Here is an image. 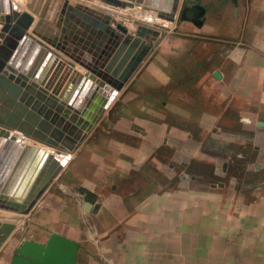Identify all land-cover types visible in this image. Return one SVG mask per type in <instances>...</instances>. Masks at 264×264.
Here are the masks:
<instances>
[{
	"label": "crops",
	"instance_id": "1",
	"mask_svg": "<svg viewBox=\"0 0 264 264\" xmlns=\"http://www.w3.org/2000/svg\"><path fill=\"white\" fill-rule=\"evenodd\" d=\"M47 1L25 0V3L31 7L38 6V14L46 8V20L52 3L49 6L50 0ZM20 2L22 4V0ZM200 7L204 14L201 25L197 27L202 33L221 36L222 39L225 33H233L237 38L247 33L253 35L249 46L264 50V0H248L244 8L237 0L235 15L228 0H200ZM23 12L26 11L23 9L15 15ZM140 13H151L153 21L161 23L155 19V13ZM32 17L34 23L27 34L38 21L37 16ZM184 21L196 26L189 20ZM48 22L52 23L51 19ZM219 41L223 40H218L215 45L220 49L216 56L188 60L190 65L202 66L198 73H176L160 52L161 56L154 57L147 65V72L140 75L143 90H153L151 96H144L139 107L140 116L130 115L127 121L110 124L113 130L127 134L136 121L142 130V150L136 151L139 163L145 162L156 150L154 147L162 144L173 149L180 161L195 158L199 145L216 144L218 148L224 145L223 132L218 131L206 142L203 138L198 140L196 131H209L220 123L230 121L224 117L227 100L230 111L234 110L239 115L237 120H232L234 127L240 122L248 125L253 122L254 129H264L256 125L257 122H264V116L259 115L256 119L240 109L242 101L264 108V58L225 56V45L218 44ZM186 63L183 60L180 64L182 70ZM225 65H229L232 72H226ZM215 72L220 74V80L214 77ZM107 127L110 128L109 125ZM242 140L253 147V159L246 162L252 164L248 171L264 172V137L258 136L255 130L252 136ZM99 152L102 153V150ZM110 154H105L108 172L106 167L102 172L97 166L95 172L59 173L37 204L40 215L47 214L56 219L53 223L56 227L43 240L29 241L45 243L51 233L58 234L78 245L75 264H193L194 257L209 255L248 257L242 264H264V200L259 201V206L255 202L251 206L240 203L226 206L224 201L207 192L200 195L201 199H194V193L187 185L165 191L160 196L153 195L158 189L155 182L147 179L148 186L144 188L145 175L138 176V172L133 170L125 179L128 193L143 192L147 188L152 194L140 200H133L128 195L125 200L120 195L126 190L118 184V180L123 181L118 171H113ZM74 159L75 169L81 155ZM201 159L210 161L211 157L204 155ZM123 171L124 168H121L120 172ZM150 173L144 172L146 177ZM86 197L91 199L90 205ZM226 235L238 236L233 240L238 243L232 244L231 249L225 247ZM209 241L214 242L216 248L209 250ZM21 242H8L0 256V264H10L13 252Z\"/></svg>",
	"mask_w": 264,
	"mask_h": 264
},
{
	"label": "water",
	"instance_id": "2",
	"mask_svg": "<svg viewBox=\"0 0 264 264\" xmlns=\"http://www.w3.org/2000/svg\"><path fill=\"white\" fill-rule=\"evenodd\" d=\"M103 1L122 9L132 8L135 2L145 11L155 12L158 19L170 23L175 21L183 3L193 5L189 10H194L196 20L190 21L196 26L201 25L204 14L200 7V0ZM232 2L236 7L237 0H232ZM64 4L63 0L60 2L50 0L49 2L50 8L46 21L53 18L52 22L57 27H61L62 19H58V16L60 12L64 15L63 28L55 34L37 33L40 26H43L42 21L46 8L41 11L40 15L38 6L31 9L39 17L31 35L27 32L34 19L28 13L24 12L14 20L9 16L5 20H0V40H3L7 47L0 48L1 211L17 215L30 213L62 169V165L51 158L45 147L65 153L73 152L79 141L90 132L98 118L121 91L124 83L134 74L160 35L158 31L146 27H139L131 35L122 24H116L114 29L111 25L87 16L72 4L66 6ZM2 13L4 11L2 0H0V14ZM80 16L83 21L90 24L87 26L80 24L78 20ZM180 20L184 21L182 18ZM75 25L79 26V30L82 31H79ZM113 34L124 36V41L118 46L108 65H102L101 68L109 73L114 67L112 76L117 77L118 84H110L95 74L92 69L96 68L94 65L91 67L87 65V72L83 74L72 71V63L66 62L63 58L57 62V54L41 47L44 42L51 48L77 59L85 52L92 56L91 61H94L93 58L96 61L102 48L108 41L110 42L108 36ZM146 35H152L147 43ZM35 37L42 42L36 41ZM129 39L132 40L131 44L128 42ZM137 47L142 48L139 55L135 52ZM76 52L80 55H75ZM125 64L126 67L122 73ZM17 69L21 76L27 74V77H33L38 84L44 86V90L40 89L45 93L50 89L49 97L45 98L39 93L36 94L38 84L33 83L29 86L19 82L18 77L15 76ZM119 73L122 74L119 76ZM214 77L218 80L221 78L216 72ZM94 93L92 103L94 112L86 115L84 109ZM41 102H44V105H41ZM256 125L264 128V122H257ZM3 128L17 131L38 141L44 147L37 144H24L16 140V137H10ZM86 199L90 205L91 199L89 197ZM14 229L15 224L0 222V249ZM77 251L76 243L56 233H51L45 243L22 241L20 246L14 250L10 264H75Z\"/></svg>",
	"mask_w": 264,
	"mask_h": 264
},
{
	"label": "rangeland",
	"instance_id": "3",
	"mask_svg": "<svg viewBox=\"0 0 264 264\" xmlns=\"http://www.w3.org/2000/svg\"><path fill=\"white\" fill-rule=\"evenodd\" d=\"M67 1L70 2L73 7L82 11L84 14H87V16L111 25L114 29L116 24H122L126 27L128 33L132 35L139 27H146L158 31L160 35L156 38L151 50L144 57L142 63L128 81L124 83L121 91L118 92V95L98 118L90 132L85 134L81 141H79L76 149L73 152L66 153L69 154V157L64 158V160V156L61 157L62 155H56V159L62 165L60 172H95L97 166V169L102 172L106 167L108 172V158L105 159V154L107 153V156H109L111 153L113 171H118V176H120L123 181L121 182V179L118 180V184L121 185V189L126 190L124 191L125 193L122 192L120 195H123L125 200L128 199V195H130L133 200H140L143 199V197L152 194L147 188L143 192L136 191L128 193V186L126 185L127 182L125 179L131 170H133V172H138V176L145 175L142 183L144 188L148 186L147 179L155 182L158 189H156L153 195L160 196L163 195L165 191L174 190L187 185L188 187L190 186L189 188H191L194 193V199H201L200 195L207 192L217 200L224 201L226 206H229V204L234 205V203H240L242 205L247 204V206L257 203V206L260 200H264V172L248 171L252 164H246V162L250 158L251 160L253 159V147L250 144L242 142L244 141L242 138L252 136L255 130L257 131L258 136L264 137V129H254L253 122L251 125L240 122L234 127L232 120H237L239 115L236 114L234 110L230 111L231 107L227 103L228 100L224 103V117L225 119H230V121L224 122V124L220 123L218 127L216 126L209 131H196V137L198 140L199 138H203L206 142L208 138H211L212 135H216L218 131L223 132L225 134V144L220 145L219 148L216 144L199 145L196 157L187 160H177L178 158H176L177 156H175L174 150L169 148L168 145L162 144L159 147H154L156 149L154 151L155 153L152 152L145 159V162L141 161L139 163L137 161L138 156L136 155V151L140 152L142 150V144L140 143L142 130L139 128L136 121L131 124L129 133L127 134L113 130L111 128L112 125H110L116 121H127L129 120L130 115L133 117L137 116V118L140 116L141 112H139V107L142 106L144 96H151L153 90L148 88V91H144L143 81L140 80L139 77H141V74L147 72V65L151 64L154 57L161 56L160 52H162L164 58L168 59L167 62L172 64L171 67L173 66L176 73H198L201 71L202 66H200V64L190 65L191 61L188 60H201L204 59V57L216 56V53L220 51L219 48H215L218 40H223L219 41L218 44L224 43L225 48L223 52H225V56L238 58L252 56L264 58V50L254 49L249 46L252 44L250 40H252L251 38L253 35L251 36L247 33H243L242 37L237 38L236 35L234 37L233 33H225L224 39H222L221 36L202 33L199 27L186 24L185 21L178 19L179 15H176L173 23L163 22V24L168 25L166 27L153 21L154 19H152L151 13H146L145 16L140 15V12L143 11L142 9L137 10L139 15L136 17V9L132 11L133 13L130 14L131 16H128L125 15V10L128 9L123 11L121 8L109 5L101 0ZM10 2H12V7L14 8V14H18L24 9L26 12L36 16L34 12L31 11V9H34L35 7L29 5L31 8H28L29 6L26 5L27 3H25V0H22V4L20 0H11ZM247 2L248 0H240L241 8H244ZM228 4L231 6L232 14L235 15L237 10L234 8L232 0H228ZM118 11L123 15L118 14ZM147 15L148 17L146 18ZM155 19H158L156 15ZM80 22L86 26L88 25V23H84L82 19H80ZM113 36L114 34L112 37ZM239 43L240 45H238ZM111 47L113 48L114 45L111 44V41H108V43L102 48L103 51L101 50L102 54L99 58L98 65L96 64L97 67L92 69L95 74L99 75L104 80L108 79L112 82L117 81V77L114 78L111 76L114 67L109 73L101 68L102 65H106L105 62L106 59L109 58L108 55H110L109 51ZM57 53L73 62L81 72H87V63L83 60L71 57L68 54L62 53V51ZM183 60L187 63L185 64V69L182 70L180 64ZM224 68L226 72H232L229 69V65H225ZM240 109L243 111L246 110L247 113L254 116L256 119L259 115H262V117L264 116V112H258L259 109L264 111V108L258 105L255 107L248 101H242ZM108 125L110 128L107 127ZM235 138L238 140H235ZM203 139L201 141H203ZM83 145L85 146L84 149L82 148ZM80 148H82L81 151H79ZM101 150L102 153L99 152ZM80 155L81 160L79 159V165L74 169V158L76 156L78 158ZM204 155H210L211 160L205 161L201 159ZM248 156L251 157L248 158ZM121 168H124L123 172H120ZM144 172L151 173L149 174V177H146ZM37 204L38 202L28 215H17L0 210V222L15 224V229L0 249V256L2 255V252H4V249L7 248L9 241L16 240V242H20L25 240H43L50 233L51 229L56 227L53 225L56 221L54 217L47 214L40 215L37 212ZM229 210L231 213L233 212L232 208ZM215 234L216 233H212V235ZM235 236L237 235H226V248L229 247L231 249L233 248L232 244L238 243L233 241ZM212 248H216V246L214 245V242L209 241V250ZM213 252L216 251L213 250ZM193 259L195 261L193 264H221L222 261H224V264H240V262L242 264V261L249 258H237L232 256L220 258L209 255L198 256Z\"/></svg>",
	"mask_w": 264,
	"mask_h": 264
},
{
	"label": "bare ground",
	"instance_id": "4",
	"mask_svg": "<svg viewBox=\"0 0 264 264\" xmlns=\"http://www.w3.org/2000/svg\"><path fill=\"white\" fill-rule=\"evenodd\" d=\"M101 1H103V0H101ZM121 1H123V0H121ZM59 2H60V0H59ZM63 2L65 3L64 4V6H66V5H70L71 3L70 2H68L67 0H63ZM104 2V1H103ZM52 4V3H51ZM2 8H3V11H4V13H2V14H0V20H5L8 16L9 17H11L13 20L17 17V16H15V17H13L12 15L14 14V12H13V10H14V8L12 7V4L10 3V0H2ZM28 8H31L30 6L28 7ZM122 9V8H121ZM125 9H128V10H125ZM135 9H142L144 12H152V13H155V12H153V11H151V10H149V11H145L141 6H139L137 3H135V2H133V7L132 8H130V7H125L124 9H122L123 11L125 10L126 11V13H125V15H130V14H132L133 12L132 11H134ZM7 10H9V12H7ZM32 11V10H31ZM24 13V12H23ZM26 13V12H25ZM118 14H121L119 11L117 12ZM123 13V12H122ZM22 14V13H21ZM15 15V14H14ZM20 15V14H19ZM18 15V16H19ZM30 15V14H29ZM37 17H38V15L37 14H35ZM40 15V14H39ZM136 15V17L139 15L138 14V12L135 14ZM141 15V14H140ZM146 14L144 13V16H145ZM155 15H156V13H155ZM33 16V15H32ZM131 16V15H130ZM148 17V15L146 16V18ZM59 18H61L62 20L64 19V15H63V13L62 12H60V14H59V16H58V19ZM77 18V17H76ZM140 18V17H139ZM145 18V19H146ZM34 19V18H33ZM53 19V18H52ZM52 19H51V22H52ZM80 19H82V16H80V17H78V20H79V23L80 24H83V23H81L80 22ZM148 19H150V18H148ZM12 20V21H13ZM38 20H39V17H38ZM61 20V27H57L56 26V24H54L53 22L52 23H50V22H48V21H46V20H44L43 19V21H42V25L43 26H40V28L37 30V33H39V34H44V33H46V32H48V33H50V34H55V33H57V31H59L60 30V28H63V21ZM83 20V19H82ZM147 20V19H146ZM158 21H162L160 24H162L163 26H168L167 24H163V22L164 23H170V22H167V21H164V20H160V19H157ZM68 22V21H67ZM34 23V22H33ZM33 23H32V25H33ZM84 23H87V22H85L84 21ZM159 23V22H158ZM36 24V23H35ZM88 24H90V23H88ZM11 25H12V22H11ZM32 25H31V27H32ZM71 25L72 26H74L73 25V23H71ZM35 26V25H34ZM34 26H33V28H34ZM55 26V27H54ZM76 26V25H75ZM84 26H86L85 24H84ZM31 27H30V29H31ZM77 27V29L79 30L80 28H79V26H76ZM32 28V29H33ZM53 28H55V29H53ZM59 28V29H58ZM29 29V30H30ZM79 31H82V30H79ZM31 32H32V30L30 31V34L29 35H31ZM0 34H1V32H0ZM5 37H6V35H4ZM26 37H28V35H26ZM110 37L111 36H108V40L110 39ZM35 40L36 41H39V42H42L39 38H37V37H35ZM42 44H43V46H41L44 50H50L53 54H57L58 55V61L61 59V58H63V59H65L66 60V62H70V63H72V65H73V67L71 68V70L72 71H76V72H79L80 74H83V73H85V72H81L77 67H76V65L73 63V62H71L70 60H68L67 58H65V57H63V56H61L60 54H58L57 53V51H56V49H54V48H51L49 45H47L46 43H44V42H42ZM0 48H7L6 46H5V44H4V42H3V40H0ZM79 51H81L80 49H79ZM77 53V55H80L78 52H76ZM78 58L80 59V60H83V61H85L86 63H87V65L88 66H92L95 62V58H93V60L94 61H91V59H92V56L91 55H89V54H87V53H85L84 52V54L83 55H80V56H78ZM57 61V62H58ZM7 63V62H6ZM9 66H10V64L9 63H7ZM81 69V68H80ZM72 71H70V72H72ZM0 75H1V73H0ZM15 76L16 77H18V79H19V82H21V83H24V85H29V86H32L33 85V83L34 84H38V82L36 81V80H34L33 79V77H27V74H23V76H21V73L19 74V71H18V69L16 70V72H15ZM14 83V82H13ZM37 87H39L38 89H36L35 91H36V94L37 93H39L40 95H42V96H44L45 98H47V97H49V95L51 94V90L49 89L48 90V92L47 93H45L44 91H42L40 88H42L43 90H44V86H42L41 84H38V86ZM37 87H35V88H37ZM23 90H24V88H23ZM94 97H95V93L92 95V97L89 99V102L87 103V105H86V107H85V109H84V111L86 110V115L87 114H92L93 112H94V105L92 104L93 103V101H94ZM92 104V105H91ZM41 105H44V102H41ZM3 129H5V128H3ZM5 132L10 136V137H16V140H18V141H20V142H22V143H24V144H30V145H32V144H37L38 146H43L44 147V145L43 144H41V143H39L38 141H36V140H34V139H31V138H29V137H26V136H24L23 134H21V133H19V132H17V131H14V130H8V129H5ZM45 149L49 152V154H50V156H51V158L52 159H54V160H57L56 159V155L57 154H59V155H62L61 157H63V160H64V158H67V157H69V154H66L65 152H62L61 153V151L60 150H56V149H53V148H50V147H45ZM66 155V156H65ZM58 161V160H57ZM59 162V161H58ZM60 163V162H59Z\"/></svg>",
	"mask_w": 264,
	"mask_h": 264
},
{
	"label": "flooded vegetation",
	"instance_id": "5",
	"mask_svg": "<svg viewBox=\"0 0 264 264\" xmlns=\"http://www.w3.org/2000/svg\"><path fill=\"white\" fill-rule=\"evenodd\" d=\"M193 7V5H189V4H185V3H183L182 4V6H181V8H180V11H179V16H178V19H184V20H194L195 19V14H194V10H189V8H192ZM185 8H187L186 10H185ZM196 20V19H195ZM153 30V29H152ZM124 36H121V35H114L113 37L111 36L110 37V41H111V44H113L114 45V47L112 48H110V55H108V59H106V62H105V66H107L108 65V62L110 61V58L112 57V55L114 54V52L116 51V49L118 48V46H120L121 44H122V42L124 41ZM151 38H152V35H146V37H145V41H146V43L147 42H149L150 40H151ZM129 44H131L132 43V40L131 39H129ZM103 51V50H102ZM102 51H100V53H99V55H98V60L96 59V62L94 63V66H96L97 67V65H98V62H99V58H100V56H101V54H102ZM142 51V48H140V47H137V49H136V51L135 52H137V55H139L140 54V52ZM136 57V56H135ZM97 64V65H96ZM102 64V63H101ZM100 64V65H101ZM99 65V66H100ZM126 67V64H125V66L123 67V69H122V73L124 72V68ZM113 70V69H112ZM111 70V71H112ZM122 73H119V76H120V74H122ZM111 75V74H110ZM112 76V75H111ZM113 77V76H112ZM115 78V77H114ZM117 79V78H116ZM110 84H118L119 83V81H118V79H117V81H109L108 79H106Z\"/></svg>",
	"mask_w": 264,
	"mask_h": 264
}]
</instances>
